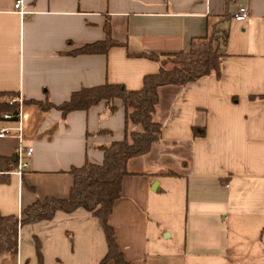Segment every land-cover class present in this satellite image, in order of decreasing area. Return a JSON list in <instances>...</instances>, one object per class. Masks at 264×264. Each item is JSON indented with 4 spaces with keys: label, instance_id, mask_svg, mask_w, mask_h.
I'll return each mask as SVG.
<instances>
[{
    "label": "crops",
    "instance_id": "crops-1",
    "mask_svg": "<svg viewBox=\"0 0 264 264\" xmlns=\"http://www.w3.org/2000/svg\"><path fill=\"white\" fill-rule=\"evenodd\" d=\"M16 1L0 0V91L21 101L59 105L106 82L139 89L159 70L146 54L188 50L215 24L227 31L219 77L159 88L162 137L129 160L110 223L131 264H264V0H22L24 16ZM240 6L250 9L244 21L234 17ZM108 22L120 44L72 54L105 39ZM114 103L65 116L23 104L19 120L0 119V155L33 148L22 177L0 172V212L22 218L38 199L65 198L72 167L103 163V147L126 136L125 106ZM194 125L206 135L195 137ZM36 237L44 264H100L107 253L99 219L81 207L20 227L17 254L0 264H39Z\"/></svg>",
    "mask_w": 264,
    "mask_h": 264
},
{
    "label": "trees",
    "instance_id": "trees-1",
    "mask_svg": "<svg viewBox=\"0 0 264 264\" xmlns=\"http://www.w3.org/2000/svg\"><path fill=\"white\" fill-rule=\"evenodd\" d=\"M228 39L227 31L217 24L211 31L191 39L188 50L166 53H148L150 59L158 62L156 73L146 74L139 89H129L123 83L106 82L100 85L83 87L73 93L69 100L56 105L50 101L22 99L19 101L13 91H0V119L8 114L9 120H19L21 106L34 104L46 110L56 108L65 116L74 110H88L100 101L108 104L109 110L115 111V100L120 99L126 112V136L103 147L104 161L101 164L86 163L72 167L70 173L74 182L65 198L46 197L38 199L24 209V216L3 215L0 212V262L5 252L17 254L19 229L24 225L52 220L58 211L73 212L85 208L97 217L104 229L107 241V253L100 264L114 261L116 264H131L120 250L115 239V228L110 223L114 206L121 197L122 182L130 174L128 162L131 158L145 155L162 137V124L154 120V113L159 102V88L165 85H186L203 76L221 75L224 53L222 46ZM120 44L111 35L110 24L106 25L105 39L85 44L76 48L72 54L108 53L110 48ZM251 95V98H255ZM15 100H12L14 99ZM130 124L140 125L142 130H130ZM195 137L206 135L205 126L192 127ZM14 156L0 155V172L6 181V171L17 168ZM36 252L39 264H44L42 245L38 237Z\"/></svg>",
    "mask_w": 264,
    "mask_h": 264
},
{
    "label": "built area",
    "instance_id": "built-area-1",
    "mask_svg": "<svg viewBox=\"0 0 264 264\" xmlns=\"http://www.w3.org/2000/svg\"><path fill=\"white\" fill-rule=\"evenodd\" d=\"M22 0H17L15 3V7L16 9H19L20 13L22 14V16L26 15V11H24L22 9ZM250 15V9L248 6H240L239 9L237 10V12L234 14L235 19L239 20V21H244L246 20ZM12 100H15L12 99ZM21 101V99L19 100ZM5 118H9L10 115L5 114L4 115ZM8 131L7 128H3L0 131V136H3L4 134H6ZM33 152V148L32 147H25V146H20L18 148L17 151V161H18V165H17V169L15 171V173H17L20 177H22L25 173V170L28 168L29 163L27 161V157L30 156Z\"/></svg>",
    "mask_w": 264,
    "mask_h": 264
},
{
    "label": "rangeland",
    "instance_id": "rangeland-1",
    "mask_svg": "<svg viewBox=\"0 0 264 264\" xmlns=\"http://www.w3.org/2000/svg\"><path fill=\"white\" fill-rule=\"evenodd\" d=\"M156 182H157V181H156ZM174 192H175V190L172 191L170 195H174ZM161 201H162V200H161ZM161 201H160V203H161ZM164 205H165V203H162V207H163V208H164ZM183 209H184V208H183ZM162 211H163V210H162ZM183 211H184V210H183ZM152 221H153V224H152V226L150 225V227H152V232H153V233H156V232H155V227H157V223H156V222H157V219H156V218H153Z\"/></svg>",
    "mask_w": 264,
    "mask_h": 264
}]
</instances>
